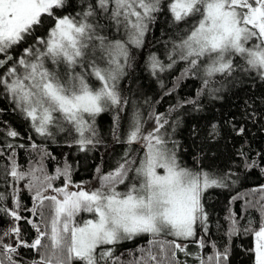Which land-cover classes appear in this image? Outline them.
Here are the masks:
<instances>
[{
  "label": "snow or ice",
  "instance_id": "snow-or-ice-1",
  "mask_svg": "<svg viewBox=\"0 0 264 264\" xmlns=\"http://www.w3.org/2000/svg\"><path fill=\"white\" fill-rule=\"evenodd\" d=\"M79 2L80 10L75 11V0H0V96L14 113L29 122L37 136L51 139L54 128L68 132L79 151L101 143L95 118L114 110V139L128 147L111 171L96 169L99 187L86 188L74 183L67 162L55 174H49L44 160L55 157L41 145H30L39 159L29 161L27 170H22L16 159V148L24 145L0 146V157L5 155L3 148L8 149L4 177L12 180L8 185L12 192H0V215L11 221L0 234V264H25L18 258L21 248L37 253L38 259L28 264H180L178 253L192 256L196 264H230L228 245L220 250L215 242L205 240L208 215L202 196L209 188L228 187L229 181L234 184L235 174L217 176L181 166L176 142L168 129L174 133L175 121L170 116L178 108L187 105L199 111L204 94L220 98L223 83L213 87L217 77H232L239 68L264 81V0ZM162 13L175 27L195 22L178 41H172L167 65L155 54L149 56V70L156 75L183 61L186 67L165 95H171L180 79H199L200 87L194 97L178 100L168 113H150L155 126L147 132L134 111L121 140L117 135L119 113L129 101L121 94L119 81L130 59L129 46L144 47L150 26ZM101 19L109 21V26L115 25L118 32L123 29L126 38L109 39L103 34ZM41 30L42 35L38 34ZM22 45H26L22 52L14 55ZM90 77L99 82L98 87L89 83ZM233 131L241 136L246 128L233 124ZM19 135L11 127L6 130L7 137ZM218 135V126L212 124L207 138L212 140ZM239 155L244 157L246 169L260 167L264 174V155L257 153L260 161L251 163L244 151ZM58 179L62 180L60 187L54 185ZM21 181H26L23 188L32 201V207L24 211L37 216L43 229L40 223L21 215ZM121 185L125 191L118 190ZM251 192L258 193L259 199L255 204L246 200L245 211L257 207L259 223L248 218L242 225L230 213L225 234L229 238L250 236L253 244L245 252L251 264H264V185ZM83 212L92 214V218L80 224L76 218ZM20 221L34 229L31 242L23 238ZM198 229L204 235L196 239ZM143 236L148 237L146 246L130 253V259L116 255L117 245ZM6 238L11 242L6 243ZM181 240L195 243L198 252H189L186 243L178 242ZM206 248L211 252L204 255Z\"/></svg>",
  "mask_w": 264,
  "mask_h": 264
},
{
  "label": "trees",
  "instance_id": "trees-1",
  "mask_svg": "<svg viewBox=\"0 0 264 264\" xmlns=\"http://www.w3.org/2000/svg\"><path fill=\"white\" fill-rule=\"evenodd\" d=\"M80 7L79 0H75V11H79ZM194 22V20H190L187 24L175 27L171 24L169 17L162 13L150 26L145 46L142 48L129 46L130 59L119 81L121 94L129 101L125 105L124 111L119 113L117 135L121 140L126 136L134 111L139 113L144 131L147 132L155 126V121L150 113H168L170 107L176 105L178 100L182 101L195 96L201 83L199 79L195 78L180 79L178 87H175L171 95H165L177 83V78L186 67L185 62L178 60L171 69L166 68L165 71H158L156 75L152 74L147 64L149 56L155 54L163 64L167 65L172 41H178ZM101 24L104 25L103 34L109 39L126 38L123 29L118 32L115 25L109 26V21L101 19ZM38 34L42 35L44 31L41 30ZM24 46L26 45H22L14 55H19ZM237 62L240 63L239 58H237ZM101 66L106 67V64L101 63ZM61 70H63V66H61ZM76 70L80 71L79 68ZM221 82L223 88L218 93L220 98L213 99L208 94H204L199 100V111L186 105L172 112L170 120L175 121V131L173 133L172 128H169L168 131L172 133V139L176 142V155L181 166L194 171L203 169L217 176L228 172L235 174L233 179L236 182L234 184L229 181L228 187L209 188L202 196V203L208 215V235L205 240L209 244L215 242L220 250L228 245L231 250L230 264H251V257L245 252L246 249L252 247L251 237L243 234L231 238L226 236L225 233L229 226V221L226 218L230 213H233L242 225L247 223L248 218H252L257 224L260 220L257 207H248L245 211V204L246 200L252 202L254 197H259L258 193L253 194L251 190L264 185V174L261 173L260 167L246 169L245 159L239 155V152L244 151L247 154L248 163H251L252 160L260 161L257 153L264 155V81L257 78L255 73L249 75L237 68L232 77H217L213 87H220ZM89 83L93 87L99 86V82L91 77ZM0 109H4L0 111V146L7 143L17 146L24 145L23 148H16V159L22 170L28 169L29 161L39 159L37 153L30 147L34 142L46 148L51 156L55 157V159L46 158L44 160L45 168L49 174H55V170L58 167L63 168L67 162L71 166L74 183H85L97 176V168H100L102 173L111 171L128 147L114 139L113 128L116 127L113 123V118L116 116L114 110L103 112L95 118V127L101 143L95 147L90 146L87 151H79L78 146L72 143V135L68 132H60L54 128L52 130L54 136L51 139L37 136L31 130L29 122L14 113L12 106L3 96H0ZM212 124L218 126L219 135L215 139L209 140L207 134ZM233 124L236 127H245L246 132L237 136L233 131ZM9 127L15 129L20 135L14 139L7 137L6 130ZM29 137L32 139L29 140ZM3 151L5 155L0 157V192L11 193L12 188L8 186L12 183L11 177H7L6 180L3 174L4 166L8 163V149L4 147ZM137 154L143 155L139 151ZM261 166L264 167V164ZM24 183L26 181H21L19 185L21 188V215L40 223L43 229L44 225L37 216H32L29 212L24 211L25 208L32 207L31 196L28 190L23 188ZM61 184L62 180L60 179L54 181L56 187H60ZM234 197L237 199L234 200ZM6 203H10V201H6ZM19 224L23 238L31 242L35 238L34 229L24 221H20ZM10 225L9 218L0 215V234ZM202 235H204L203 230L198 229L196 239ZM147 239L146 236L137 237L117 245L116 255L123 254L125 260L130 259V253H135V250L140 246H146ZM161 239L171 240L173 237H161ZM5 242L11 241L6 238ZM178 242L186 243L189 252L193 254L198 252L195 243L183 240ZM19 252L18 258L22 259L25 264L33 259H38L37 253L33 250L21 248ZM210 252L211 249L206 248L203 254L207 255ZM177 259L180 264H185V261L187 264H196L192 256H185L184 253H178Z\"/></svg>",
  "mask_w": 264,
  "mask_h": 264
},
{
  "label": "rangeland",
  "instance_id": "rangeland-1",
  "mask_svg": "<svg viewBox=\"0 0 264 264\" xmlns=\"http://www.w3.org/2000/svg\"><path fill=\"white\" fill-rule=\"evenodd\" d=\"M162 172V170H160ZM97 177V176H96ZM94 178L90 181H87L85 183H80L82 184L83 186H85L86 188H95V187H99V180L97 178ZM72 190H75L74 188ZM119 191H125V188L123 185L119 186L118 188ZM251 196V195H250ZM259 199V197H254L252 199V202L255 203L257 200ZM92 218V214L90 213H87V212H83V213H80L78 216H77V222L82 224L84 220L86 219H91ZM79 219V221H78Z\"/></svg>",
  "mask_w": 264,
  "mask_h": 264
}]
</instances>
